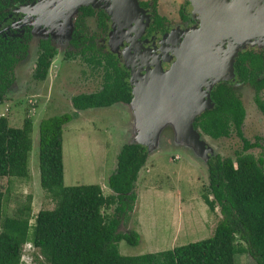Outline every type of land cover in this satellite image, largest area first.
Here are the masks:
<instances>
[{"label": "trees", "instance_id": "trees-1", "mask_svg": "<svg viewBox=\"0 0 264 264\" xmlns=\"http://www.w3.org/2000/svg\"><path fill=\"white\" fill-rule=\"evenodd\" d=\"M9 4L10 0H0V18L6 17L3 10ZM80 23L74 30L79 40L71 39L74 50L67 51L65 59L80 57L102 69L104 82L96 93L73 96L72 107L81 112L130 104L127 74L108 55L95 49L92 36L77 28ZM30 40L29 33L22 38L0 37V106L13 81V69L26 57ZM38 48L33 78L44 81L57 49L46 40L39 41ZM233 68L237 82L252 85L257 93L264 87V80L258 79L264 68L262 57L251 51L240 53ZM210 98L213 107L195 118L194 129L214 140L234 133L241 142L233 158L216 155L207 162L209 194L203 200L210 211L218 207L222 217L211 237L157 253L121 255V241L137 246L140 239L136 231L120 232V226L137 200L135 185L146 164L147 150L135 143L121 147L116 168L106 182L111 195L105 196L97 184L65 186L62 134L75 114H64L43 120L38 132L40 186L55 203L54 208L39 211L29 228V202L8 215L6 197L0 191V264H21L27 242L43 258L40 264H235L236 255L244 253L255 264H264V160L262 154L255 157L250 153L264 147L259 137L252 142L244 136L245 109L229 83L216 84ZM255 100L264 113V103L258 96ZM32 125L31 118H25L20 128H14L7 118L0 117V180L28 178ZM111 207L113 214L105 215L103 211Z\"/></svg>", "mask_w": 264, "mask_h": 264}, {"label": "rangeland", "instance_id": "rangeland-1", "mask_svg": "<svg viewBox=\"0 0 264 264\" xmlns=\"http://www.w3.org/2000/svg\"><path fill=\"white\" fill-rule=\"evenodd\" d=\"M52 7H56V0H43L37 10ZM76 13L77 9L62 10L49 20L32 27L27 56L16 65L13 85L0 106V114L7 118L9 126L20 128L25 118H31L33 124L28 178L0 180V191L6 197L5 206L8 215L13 214L28 201L30 219L27 223L30 228L39 211L54 208L55 203L40 186L39 124L51 117L75 114L63 127L62 134L65 186L98 184L105 196L111 195L112 191L106 187V182L113 173L112 169L114 171L116 168V157L121 147L146 140L151 148L148 151L145 147L148 158L139 172L135 185L137 200L134 208L123 216L120 226V232L136 231L140 235L139 243L137 246H130L125 241H121L118 244L121 255L157 253L211 237L222 217L218 207L210 211L203 200V196L209 194L207 161L195 157L196 154L192 149L182 145L183 139L188 136L183 126L177 123L170 109L164 111L163 117H159L155 140H151L149 135L153 131L156 118L151 119L150 113H144L137 107L135 109L131 104L118 103L107 108H94L81 112H77L72 107L70 99L73 96L96 93L103 83L102 69L92 67L80 57L63 58L68 49ZM28 23L34 24L32 20H28ZM92 27L93 25L89 24V29ZM175 27L180 29L177 34L182 36L190 31L185 30V27L178 23L170 25L169 29ZM155 37V40L161 39L160 35L155 34ZM256 38L261 44L259 47L250 41H233L226 37L221 43L214 44L211 53L215 54L220 63V49H223L221 56L226 61L228 57H232L229 56V51L233 47L237 53L248 49H264L262 41L264 37L256 36ZM41 39H50L55 44L57 55L51 62L46 79L37 82L32 79V74ZM226 51L228 53H225ZM172 62L167 59L158 63L159 73L168 71ZM144 76H137L136 80L133 75L129 77L128 84L132 87V95L135 89L138 90L137 86ZM219 82L231 84L245 106L247 114L243 126L244 136L250 141L260 137L264 146V114L254 102V89L247 84L237 83L234 72L232 77ZM260 98L264 102V89ZM166 101V104L173 103L180 107L179 102H174L170 97ZM198 133L200 140L211 151L212 154L208 153L210 157L217 154L222 158H233L234 152L241 148V142L234 133L228 138L219 140ZM250 153L255 157L262 154L264 160L262 148L253 149ZM209 199L212 197L209 196ZM113 212L114 207L103 211L107 216L112 215ZM35 257L37 259L34 261ZM40 262L43 263V258L38 251L24 245L21 264H40ZM235 264H255V262L244 253L236 255Z\"/></svg>", "mask_w": 264, "mask_h": 264}, {"label": "flooded vegetation", "instance_id": "flooded-vegetation-1", "mask_svg": "<svg viewBox=\"0 0 264 264\" xmlns=\"http://www.w3.org/2000/svg\"><path fill=\"white\" fill-rule=\"evenodd\" d=\"M42 1L10 0L9 6L3 10V12L7 13L6 17L0 18V37L22 38L24 34L29 33L32 38L31 30L34 25L49 20L62 10L77 9L66 52L74 50V46L71 43L72 38L79 40V35L76 36L74 30L76 23L80 20L82 23L77 28L86 32L88 36H92V44L95 49L108 55L109 58L117 63L122 72L127 74V83L131 75L136 80L137 76H144L150 71L157 70V67H159L158 63L163 60L175 61L176 52L184 39V35L177 34L180 30L177 27L170 30V25L178 23L185 27V30L189 29V33L192 32L193 28L200 25L198 15L193 13L191 3L188 0H82L81 3L75 2V0H56V7L37 10L38 5ZM89 12L90 14H88ZM28 20H32L34 24L30 25ZM89 24L93 25L91 29H89ZM155 34L160 35L161 39L155 40ZM41 40L49 41L55 47V44L50 39ZM249 41L258 47L261 46L255 35ZM262 41L264 42V40ZM246 51H251L253 55L262 57L264 63V49L240 51L237 56ZM15 67L13 69V81L15 78ZM233 72L236 77L234 68ZM32 79L35 80L33 74ZM258 79L264 80V68L259 73ZM13 81L10 87L13 85ZM229 85L231 86V84ZM249 86L254 89V102L260 110L255 97L258 96L259 100L263 102L260 94L264 87L257 93L252 85ZM129 87L131 92L132 87ZM246 114L245 111V118ZM262 114L264 113L262 112ZM260 140L262 142L261 138ZM214 156L212 155L209 159Z\"/></svg>", "mask_w": 264, "mask_h": 264}, {"label": "water", "instance_id": "water-1", "mask_svg": "<svg viewBox=\"0 0 264 264\" xmlns=\"http://www.w3.org/2000/svg\"><path fill=\"white\" fill-rule=\"evenodd\" d=\"M81 1L75 0L80 3ZM188 1L191 3L193 13L198 15L199 27L184 34V39L176 52V59L168 71L164 73H159L158 69L150 71L151 74L148 72L141 79L137 86L139 91L134 88L130 104L135 109L137 107L144 113H150L151 119L156 118L153 131L149 135L151 140H155L159 117H163L164 111L170 109L188 136L183 139L182 145L192 149L195 157L206 162L210 158L208 153H212L200 140L199 131L194 129L193 123L204 110L213 107L210 98L211 88L217 82L232 77L233 57L237 56V51L233 47L229 51V56L232 57H228L227 61L223 60L221 56L223 49H220L219 63L211 50L214 44L221 43L226 37L233 41H249L253 35L263 37L264 0ZM169 97L174 102H179L180 107L173 103L166 104ZM138 144L146 147L148 151L151 150L146 140Z\"/></svg>", "mask_w": 264, "mask_h": 264}, {"label": "clouds", "instance_id": "clouds-1", "mask_svg": "<svg viewBox=\"0 0 264 264\" xmlns=\"http://www.w3.org/2000/svg\"><path fill=\"white\" fill-rule=\"evenodd\" d=\"M25 246H28L30 249H32V250H36L33 246H32V244L31 243H29V242H27L26 244H25ZM23 250V249H22Z\"/></svg>", "mask_w": 264, "mask_h": 264}, {"label": "built area", "instance_id": "built-area-1", "mask_svg": "<svg viewBox=\"0 0 264 264\" xmlns=\"http://www.w3.org/2000/svg\"><path fill=\"white\" fill-rule=\"evenodd\" d=\"M0 117H4V115L3 114H0ZM21 259H22V255H21ZM21 259H20V261H21Z\"/></svg>", "mask_w": 264, "mask_h": 264}, {"label": "crops", "instance_id": "crops-1", "mask_svg": "<svg viewBox=\"0 0 264 264\" xmlns=\"http://www.w3.org/2000/svg\"><path fill=\"white\" fill-rule=\"evenodd\" d=\"M112 172H113V169H112ZM98 185V184H97ZM101 187V186H100ZM102 190V189H101ZM103 191V190H102ZM105 195V194H104Z\"/></svg>", "mask_w": 264, "mask_h": 264}]
</instances>
